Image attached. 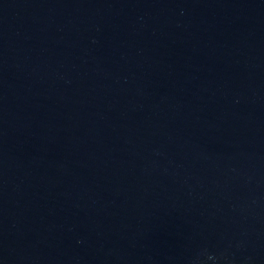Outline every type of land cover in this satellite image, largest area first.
I'll list each match as a JSON object with an SVG mask.
<instances>
[{"label":"water","instance_id":"water-1","mask_svg":"<svg viewBox=\"0 0 264 264\" xmlns=\"http://www.w3.org/2000/svg\"><path fill=\"white\" fill-rule=\"evenodd\" d=\"M0 264H264V0H0Z\"/></svg>","mask_w":264,"mask_h":264}]
</instances>
